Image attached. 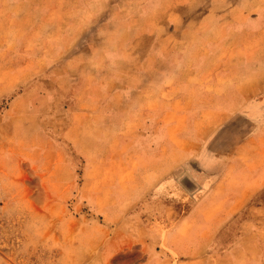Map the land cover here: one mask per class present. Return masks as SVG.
I'll return each mask as SVG.
<instances>
[{
	"label": "rangeland",
	"instance_id": "374dc122",
	"mask_svg": "<svg viewBox=\"0 0 264 264\" xmlns=\"http://www.w3.org/2000/svg\"><path fill=\"white\" fill-rule=\"evenodd\" d=\"M248 3L253 11L262 1ZM52 5L55 14L49 12ZM82 5L78 0H0V264H152L146 247L127 240L138 233L163 234L164 226L156 222L154 227L152 221H160L163 205L174 203L148 193L152 177L145 166H137L136 156L147 150L137 142L146 140L147 123L144 119L140 126L130 114L137 103L133 97L123 105L129 110L108 119L112 125L119 120V129L99 123V116L84 118L90 109L88 93L99 84L100 74L107 72L113 85L116 74L130 75L137 68L145 73L147 65L143 59L135 67L106 61L116 58V46L128 42L130 34L101 27L106 19L98 13V2L90 4L95 15L85 31L74 27L66 32L68 11ZM174 36L183 41L178 33ZM142 53L145 58L146 49ZM124 84L129 88L134 82ZM138 85L145 88V80ZM187 115L197 123L210 116ZM224 121L203 138L205 157L227 156L242 137L237 114ZM183 131L193 137V123ZM171 157L178 163L172 173L179 176L190 174L198 162L180 164L175 152ZM195 198L184 193L187 207L176 208L166 221L187 212ZM250 201L256 207L238 210L231 228L209 244L211 252H224L240 233L264 236V189ZM162 246L157 245L162 260L155 264H176ZM261 253L254 259L264 264Z\"/></svg>",
	"mask_w": 264,
	"mask_h": 264
},
{
	"label": "crops",
	"instance_id": "0c3cea01",
	"mask_svg": "<svg viewBox=\"0 0 264 264\" xmlns=\"http://www.w3.org/2000/svg\"><path fill=\"white\" fill-rule=\"evenodd\" d=\"M78 1L82 8L68 11L66 32L74 27L85 31L95 15L90 4L98 2V13L106 19L100 26L119 27L106 30L130 34L128 42L116 46V58L106 61L135 67L143 59L147 65L145 73L137 68L130 75L116 74L113 85L107 72L100 74L99 84L88 93L90 109L84 118L99 116V123L119 129V120L112 125L108 119L129 110L123 105L133 97L137 103L130 114L140 126L144 119L147 123L146 140L137 139L147 145L146 153L136 156L137 166H145L152 177L148 193L175 203L163 205L166 211L160 221H152L154 227L156 222L164 226L163 234H133L127 244L146 247L152 264L162 260L157 245L175 255V261L171 256L169 261L176 264H262L254 259L264 251V236L258 232L238 234L224 252H211L209 244L232 226L238 210L255 208L252 194L264 189V0L253 11L248 3L252 0ZM54 8L52 5L49 12L55 14ZM176 33L183 41L173 40ZM128 79L134 82L129 88L124 84ZM143 80L145 88L138 85ZM191 113L209 114V121L187 120ZM235 114L242 119L237 126L244 131L232 152L221 158L214 154L205 157L209 154L203 138ZM192 123L195 132L187 138L183 128ZM227 125L233 124L229 121ZM174 152L181 156L180 164L198 161L190 174L172 173L178 166L171 157ZM184 193L196 198L187 212L166 221L176 208L187 207L182 203Z\"/></svg>",
	"mask_w": 264,
	"mask_h": 264
}]
</instances>
